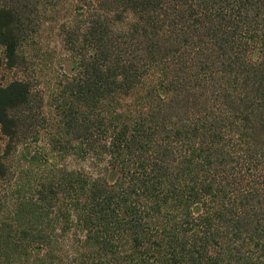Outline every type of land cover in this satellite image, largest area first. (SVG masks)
Segmentation results:
<instances>
[{"label": "trees", "instance_id": "obj_1", "mask_svg": "<svg viewBox=\"0 0 264 264\" xmlns=\"http://www.w3.org/2000/svg\"><path fill=\"white\" fill-rule=\"evenodd\" d=\"M47 24L50 103L0 85V264H264V0H0L8 69Z\"/></svg>", "mask_w": 264, "mask_h": 264}, {"label": "rangeland", "instance_id": "obj_2", "mask_svg": "<svg viewBox=\"0 0 264 264\" xmlns=\"http://www.w3.org/2000/svg\"><path fill=\"white\" fill-rule=\"evenodd\" d=\"M20 51L29 64V69L23 72L8 69L5 66L3 49L0 46V85L5 86L13 80L27 79L43 92L45 102L50 103L58 78L67 74L70 69L69 52L62 47L56 26L47 24L41 27L24 41ZM45 107L47 118L56 126L58 120L55 116L56 112L52 106L46 105ZM4 141V138L0 136V149ZM41 144H36V146Z\"/></svg>", "mask_w": 264, "mask_h": 264}]
</instances>
